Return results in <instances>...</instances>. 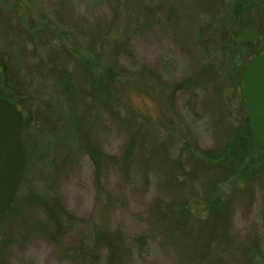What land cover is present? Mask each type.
I'll list each match as a JSON object with an SVG mask.
<instances>
[{
    "label": "rangeland",
    "instance_id": "374dc122",
    "mask_svg": "<svg viewBox=\"0 0 264 264\" xmlns=\"http://www.w3.org/2000/svg\"><path fill=\"white\" fill-rule=\"evenodd\" d=\"M237 1L245 0H0L8 75L0 96L27 122L26 167L2 225L0 264H85L74 252L92 248L97 230L115 242L119 264H247L252 243L264 264V167L218 184L230 216L224 239L208 241L204 202L215 178L188 164L184 148L215 150L247 119L242 76L264 52V0H247L246 13L234 16ZM117 42L127 49L114 54ZM96 58L130 74L112 107L83 96L82 61ZM144 66L181 86L172 103L135 77ZM54 69L72 75L80 93L64 94ZM133 112L144 116V138L124 164ZM179 156L184 172L172 180ZM188 203L201 219L191 241L160 216ZM97 247L96 264H109Z\"/></svg>",
    "mask_w": 264,
    "mask_h": 264
},
{
    "label": "trees",
    "instance_id": "16d2710c",
    "mask_svg": "<svg viewBox=\"0 0 264 264\" xmlns=\"http://www.w3.org/2000/svg\"><path fill=\"white\" fill-rule=\"evenodd\" d=\"M204 1L205 4H209L211 7L215 4L214 0ZM246 1L247 0L243 3L237 1L233 4L232 14L234 16L246 13ZM122 49L126 50L127 47L121 42L115 43L112 48L114 54ZM82 64L86 69L85 76L90 85L89 88H87L85 95H83L84 98L91 99L92 102H94L93 106L101 104L112 107L114 102L117 103V98L121 97L119 94V88L123 85L121 80L127 78L130 74L128 75V72L124 67H117L115 69L112 63L101 64L97 58L95 60L82 61ZM53 72L57 75L59 84H63L62 92L64 94L67 93L76 96V94L80 93L74 87L72 75L65 71H56L55 69ZM135 77L145 83L144 85L150 84L157 87L162 92L161 94H164L165 99L169 103H172L177 91L181 89V86L178 85L172 87L165 84L158 75L145 66L138 71ZM7 80L8 75L5 71V66L0 64V83L2 82V84H6ZM150 85L149 87L152 89L153 86ZM107 99H110V101H107ZM86 114L87 112L81 118H84ZM131 116V121L127 123L131 137L126 149L127 152L123 158L124 164H127L133 155L135 141L144 138V116L139 120L136 118V116H138L136 113L133 112ZM26 123L27 122L24 120L22 129L25 128ZM74 125L78 131L82 129L79 126L80 121H74ZM81 134L83 135V132ZM192 144L193 143L190 141L184 143L185 150H188L190 153L187 158V163L194 168L211 174L215 178L214 182H212L213 184L207 191V197L204 202L208 214L207 219L204 221L206 228L208 229L206 240H212L213 236L224 239L226 236V224L230 216V208L227 201H225L221 194H219V186L226 182H230L231 180H237V178L242 176V173L251 172L256 166L264 167V151H262L257 145L250 130L248 119H245L243 126H241L240 129H237L221 147L215 150L201 151L198 147L193 149L195 146ZM255 154L259 155L258 158L253 157ZM179 157L171 163L172 180L175 178V173L184 172L182 160L181 157ZM189 176L193 178L194 175L189 174ZM189 204L190 203L184 205L175 204L174 206L169 207L166 211H161L160 216L166 218L168 222L170 221V225L175 231L182 234L186 240L191 241L193 236H195V240L200 236L199 225L201 219L193 216ZM175 208H177L178 211H176ZM189 223L191 228H188ZM138 242L141 246L144 245L145 248V239H139ZM97 245H100V247L104 246L105 250H107V261L109 264H119V250L115 245V242L110 240L102 230H97L94 246L92 248L86 249L85 245H80L76 248L74 257L84 259L85 264H96L99 255H101L103 251V249L98 248ZM257 249V245L252 243L247 249L249 253H246L247 250L244 252V254L251 258L247 260V264H258L254 259Z\"/></svg>",
    "mask_w": 264,
    "mask_h": 264
},
{
    "label": "water",
    "instance_id": "95a60500",
    "mask_svg": "<svg viewBox=\"0 0 264 264\" xmlns=\"http://www.w3.org/2000/svg\"><path fill=\"white\" fill-rule=\"evenodd\" d=\"M248 124L264 151V52L255 56L242 76ZM24 116L18 106L0 96V244L3 222L16 197L26 167L21 138Z\"/></svg>",
    "mask_w": 264,
    "mask_h": 264
}]
</instances>
